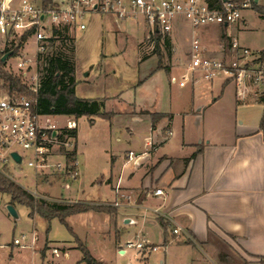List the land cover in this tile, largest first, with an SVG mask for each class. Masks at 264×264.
<instances>
[{
  "label": "crops",
  "instance_id": "obj_1",
  "mask_svg": "<svg viewBox=\"0 0 264 264\" xmlns=\"http://www.w3.org/2000/svg\"><path fill=\"white\" fill-rule=\"evenodd\" d=\"M256 3L264 6V0H257ZM246 10L248 8L243 12ZM243 12L238 20L227 25H206L194 32L184 19L178 17L172 30L177 33H170L166 38L168 46L164 45V40L159 41L167 49L165 58L145 53L143 40L147 28L141 23L144 33L136 42L135 60L140 78L135 88L142 87L160 70L171 76L174 71L179 72L180 77L187 73L185 84L178 86H188V93L177 98L181 103L177 111L172 106L170 96L163 105L154 107L153 104H137L135 101L126 104L119 95L88 97L80 94L77 87L81 79L77 76L75 63V95L79 98L100 99L104 111L111 113L110 118L92 116L90 123L93 124L95 118L103 119L107 122V134H110L119 128L117 123L121 122L122 116L133 118L136 123L148 118L149 138L144 149L132 147L134 131L131 129H128L129 135L125 136L128 148H122L121 155L110 149V171L108 175L102 176V180L112 192V199L104 201L117 206L112 222L106 212H80L106 213L110 223L103 233L112 232L113 246L117 248L118 254H125L128 249L121 250L123 242L140 232L157 247L154 251L159 252L152 255L151 251L144 259L138 258L140 264H239L219 262L220 251H227L232 256L242 257L252 263L264 256V129L259 128L264 103L258 102L256 98L247 101L248 95L238 98L235 83L223 76L208 80L199 71H187L190 43L182 37V31L187 27L193 33V38H197L213 57H230L231 41H237L239 45L259 53L264 47L255 48L241 36L227 31L228 28L239 29L240 19L244 22L242 25L247 26ZM113 20L116 19L110 14L104 18L108 23ZM152 58L156 59L155 62L146 66ZM83 81L87 82L86 78ZM228 86L233 88L234 110L241 113L240 120L234 121L230 128L205 132L201 126L204 114L219 103L221 93ZM214 89L220 94L214 96ZM250 108L256 112L254 118L249 115ZM151 114L160 116L153 122ZM178 115L182 118L181 127L176 126ZM192 116L196 118V126L194 134L190 135L188 118ZM75 132L78 155L77 127ZM148 142L152 144L149 146ZM197 150L196 156L187 161ZM128 151H133L137 156L136 162L127 160ZM155 188H160L162 193L153 194ZM121 194L130 195L136 203L126 204ZM78 199L95 204L92 199ZM115 201L121 202L120 205H115ZM160 220L166 223V229L161 227ZM133 227L137 231L133 232ZM174 228L179 232L173 233ZM75 246L64 243L55 246L45 240L38 249L45 257L46 248L47 251L56 249L57 254H66L70 249H76ZM133 255L136 256L135 252Z\"/></svg>",
  "mask_w": 264,
  "mask_h": 264
},
{
  "label": "rangeland",
  "instance_id": "obj_2",
  "mask_svg": "<svg viewBox=\"0 0 264 264\" xmlns=\"http://www.w3.org/2000/svg\"><path fill=\"white\" fill-rule=\"evenodd\" d=\"M40 1L34 0L36 4ZM261 2L263 3V1ZM258 5L261 6V4ZM108 15L98 12L88 13L83 18L85 28L83 30L76 29L72 32V36L74 35L77 76L81 79L77 92L88 97L119 95L126 104L135 101L137 104H153L154 107L163 105L169 100L170 96L172 106L177 111L181 107V103L177 98L181 94L188 93V86L180 88L177 83L170 82L171 75H168L164 70H160L154 73L142 87L136 89L135 85L140 78L135 63L137 56L136 42L144 33L143 27L140 22L135 23L132 20L105 22L104 18ZM243 16L247 26L244 27L242 25L244 22L240 19L239 29L231 30L228 28V33L231 32L241 36L244 40L253 44L255 48L264 47V14L260 13L257 8L251 7L243 12ZM145 33L147 35V30ZM175 33L177 32L172 31L171 35ZM146 35L143 40L145 53H153L156 56L165 58L168 53L164 45H160L156 40L154 43L149 42ZM182 37L190 43L194 35L185 27L182 31ZM33 51L34 43L32 39H29L22 54L28 56L32 63L34 61ZM187 57L189 60L188 54ZM17 58L16 55L9 57V64H15ZM155 60V58L150 59L146 66L151 65ZM3 68L8 71L6 63H3ZM37 71L39 73L38 69ZM179 74V72L174 71L172 76L179 79ZM84 78L87 82L83 81ZM219 78L217 76L216 80ZM261 89H264V82L260 83L258 88L253 87L249 90V97L247 96L246 100L257 99L264 94ZM5 90L3 81H0V94ZM253 90L256 91L255 94ZM218 94L220 92L217 93L214 89L213 95ZM235 106L233 88L228 86L221 93L219 103L205 112L201 124L203 130L206 132L233 126L234 121L238 122L241 116L240 112H235ZM255 113L254 108H250L249 115L251 118H254ZM263 113L264 111L262 116ZM52 119L58 125L65 123V117L62 115L53 116ZM75 120L79 135V176L71 183L70 190L64 189L62 183L52 176L34 177L32 170L26 166H23L21 170L12 172L11 176L15 183L25 190L35 193L37 195L35 197L39 199L76 202L80 200L78 198H86L94 200L92 202L96 205H110L109 201L104 200H111L112 192L102 180V176L108 175L110 171V149L113 150V153L121 155V149L128 148L125 142V136L129 135L128 129L134 131L131 138L132 147L144 149L149 136L148 118H143L140 123H136L133 118L122 116L121 122L117 123L119 128L110 134H107V122L101 118H95L93 124L89 122L87 116H81ZM188 120L190 135H193L196 118L192 116ZM176 126H182V118L179 115L176 116ZM262 129H264V122ZM1 187L0 184V264H84V262L79 261L81 253L78 249L73 248L66 254L59 252L56 255L50 250L47 251L48 248H46L45 257L38 249L45 240L55 246H59V243L69 246L76 245L74 235L83 241L90 253L102 261L103 264H140L139 259H144L149 253L134 257L135 250L129 248L125 254H118L117 248L113 246L112 232L103 233L110 223L106 218V213L89 212L70 215L66 218V222L72 232L57 218H52L50 221L39 215H34L31 218L28 215L29 208L22 204H12L17 213V216L13 217L7 211V205H10L9 196L2 192ZM132 230L135 232L137 228L133 227ZM21 234H25L27 242L30 241L31 244L23 247L14 245L13 239ZM137 234L142 235L140 232H137ZM124 243L125 241L123 245ZM154 252L156 251H152L151 254L153 255ZM255 261L256 263L248 262L257 264L258 258ZM219 262L222 261L219 260Z\"/></svg>",
  "mask_w": 264,
  "mask_h": 264
},
{
  "label": "built area",
  "instance_id": "obj_3",
  "mask_svg": "<svg viewBox=\"0 0 264 264\" xmlns=\"http://www.w3.org/2000/svg\"><path fill=\"white\" fill-rule=\"evenodd\" d=\"M255 0H52L44 5L34 0H0L1 56L10 53L3 61L8 72L21 78L33 93L37 91L40 74L36 69L37 56L46 50L50 40L58 35L54 29L68 27L83 30V18L91 12L110 14L116 20H132L147 28L146 38L154 43L156 35L166 39L173 30L175 19L181 17L194 32L206 25H227L238 20L243 10L253 7ZM26 36L22 39V36ZM32 39L33 63L22 54L26 42ZM230 57H213L197 38L190 42L187 71H199L203 78L223 76L236 85V95L244 98L249 90L264 82V60L259 53L239 45L229 44ZM18 56L15 64L9 57ZM187 73L180 79L171 76L170 81L183 86ZM255 90L253 93L255 94ZM36 98L8 91L0 94V175L14 182L11 173L23 166L32 170L34 177L52 176L69 190L79 176L76 137L71 133L77 127L73 116H64L65 123L58 125L52 117L35 109ZM148 142V145H151ZM19 156V161L13 157ZM133 151L127 152V160L136 162ZM10 163V164H9ZM31 193V192H30ZM162 193L155 188L153 194ZM35 194V193H31ZM34 196H37L36 194ZM128 205L136 203L130 195L121 194ZM115 201V205H120ZM177 228L173 233H178ZM13 244L23 247L27 236L21 234ZM134 249L135 255L157 249L144 235L136 234L125 241L121 250ZM57 255V250L52 249Z\"/></svg>",
  "mask_w": 264,
  "mask_h": 264
},
{
  "label": "trees",
  "instance_id": "obj_4",
  "mask_svg": "<svg viewBox=\"0 0 264 264\" xmlns=\"http://www.w3.org/2000/svg\"><path fill=\"white\" fill-rule=\"evenodd\" d=\"M52 0H41L44 5L51 3ZM253 7L264 14V6L253 3ZM54 34L58 36L50 40L46 50L39 53L37 56V69L40 74V82L36 92H32L21 81V78L14 75L3 68V61L0 57V81L9 93L16 92L18 94H25L28 96L34 95L36 98L35 109L41 114L49 115H68L78 118L81 116H88L89 122L92 121V116L110 118L111 113L104 111L103 101L94 98H79L75 95L74 89L77 83L74 71V35L73 29L63 27L61 29H54ZM26 36H22L24 39ZM157 43L160 41V36L156 35ZM164 45L168 46V40L164 39ZM259 60H264V49L259 51ZM258 102L264 103V94L257 98ZM264 111V110H263ZM159 114H151V119L154 122L158 119ZM264 122V113L259 124L262 129ZM75 136V129L71 131ZM198 150L191 154L187 161H191ZM0 184L2 185V192L9 196L10 204H22L29 208L28 215L32 218L34 215H39L50 221L52 218H57L70 231L71 228L66 222V217L72 214L96 211L106 212L111 218L116 214V208L112 205L103 206L96 204H89L82 201L67 202V201H46L36 198L29 191L25 190L17 183L0 175ZM161 227L166 229L167 225L162 220L159 221ZM72 232V231H71ZM210 234V233H209ZM74 235V234H73ZM211 236V235H210ZM76 249L81 253L80 261L84 264H103L102 261L96 259L87 248L86 244L74 235ZM218 258L222 262H234L239 264H251L242 257L232 256L227 251H220ZM257 264H264V256L258 258Z\"/></svg>",
  "mask_w": 264,
  "mask_h": 264
},
{
  "label": "water",
  "instance_id": "obj_5",
  "mask_svg": "<svg viewBox=\"0 0 264 264\" xmlns=\"http://www.w3.org/2000/svg\"><path fill=\"white\" fill-rule=\"evenodd\" d=\"M256 1H257V0H255V2H256ZM9 54H10V53H5V54H3V55L1 56V61H4V60L9 56ZM13 157H14L17 161H19V156H18L17 154L13 153ZM7 211H8V213H9L11 216H13V217H16V216H17V213H16V211H15V209H14V207H13L12 204L7 205Z\"/></svg>",
  "mask_w": 264,
  "mask_h": 264
}]
</instances>
